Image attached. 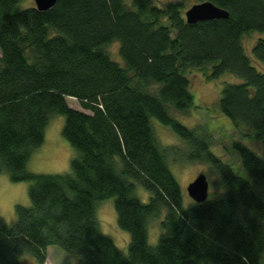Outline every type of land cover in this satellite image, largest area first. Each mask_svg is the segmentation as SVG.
Returning <instances> with one entry per match:
<instances>
[{
  "label": "trees",
  "instance_id": "16d2710c",
  "mask_svg": "<svg viewBox=\"0 0 264 264\" xmlns=\"http://www.w3.org/2000/svg\"><path fill=\"white\" fill-rule=\"evenodd\" d=\"M21 1L0 0V173L29 183L30 204L15 205L10 225L0 216V264H24L23 255L44 264L52 245L82 264H264V73L243 41L263 34L252 54L264 63V0H199L229 16L195 23L186 22L178 0H57L47 10ZM115 41L124 66L105 49ZM191 69L240 78L225 84L217 104L263 143L261 156L234 143L251 181L209 150V133L172 114L194 105ZM53 114L63 115L61 134L76 155L67 172H30ZM152 120L185 148L161 144ZM169 156L208 164L215 179L205 201L184 205ZM110 198L130 235L126 252L96 218ZM159 217L151 246L148 225Z\"/></svg>",
  "mask_w": 264,
  "mask_h": 264
},
{
  "label": "rangeland",
  "instance_id": "374dc122",
  "mask_svg": "<svg viewBox=\"0 0 264 264\" xmlns=\"http://www.w3.org/2000/svg\"><path fill=\"white\" fill-rule=\"evenodd\" d=\"M168 1L175 0H156L161 6ZM184 5L182 13L191 5L198 3L199 0H178ZM20 7L35 6L33 0H22ZM260 32H250L243 37L244 46L251 64L260 72L264 73V63L254 58L252 47L258 38L262 37ZM118 41L112 42L106 46L109 56L124 66V62L118 53ZM209 70L191 69L187 72L190 81L189 90L193 95L194 105L185 114L172 113L174 117L184 125L197 128L199 131L210 134L211 144L209 150L218 156L223 162L229 164L233 171L251 181V177L242 168L239 153L234 148L235 142H241L250 150L258 155L263 154V143L261 140L251 138L247 133V129L241 127L236 128L233 122L220 112L218 108V98L222 88L227 83H238L240 78L231 73H225L218 78H207ZM69 106L90 112L79 104L78 100L73 97H66ZM64 117L60 114H53L45 127V136L43 143L37 147L29 161L27 162V170L34 173H63L70 169V160L76 155L75 149L65 140L61 134ZM152 125L156 131V135L164 146H178L185 148L183 142L168 127L160 124L158 121L152 120ZM170 168L179 183L183 195L184 205L192 201L188 196L186 187L199 173H204L209 181V189L211 183L215 179V173L211 171L208 164L194 160L185 162L169 156ZM28 182H12L7 173H0V216L10 225L15 219V205H29ZM142 200L148 197V194L139 190ZM96 218L99 222L101 232L110 236L115 245L126 252L130 242L128 232L121 229L117 223V215L113 205V199H105L101 201L96 208ZM160 217L150 221L148 225V242L153 246L158 239L160 233L159 227ZM79 259V260H78ZM264 259V253H263ZM81 259L78 255L71 254L57 245L48 246L46 248V259L44 264H77ZM21 262L24 264H35L32 256L23 255Z\"/></svg>",
  "mask_w": 264,
  "mask_h": 264
},
{
  "label": "water",
  "instance_id": "95a60500",
  "mask_svg": "<svg viewBox=\"0 0 264 264\" xmlns=\"http://www.w3.org/2000/svg\"><path fill=\"white\" fill-rule=\"evenodd\" d=\"M35 8L38 10H47L55 5L57 0H33ZM187 23H195L200 20H209L214 18H227L228 12L210 1H201L191 5L184 12ZM209 181L206 174L199 173L186 187L188 196L194 202H203L208 197Z\"/></svg>",
  "mask_w": 264,
  "mask_h": 264
}]
</instances>
